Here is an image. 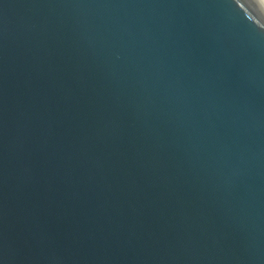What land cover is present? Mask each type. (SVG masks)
Segmentation results:
<instances>
[{"label":"water","instance_id":"95a60500","mask_svg":"<svg viewBox=\"0 0 264 264\" xmlns=\"http://www.w3.org/2000/svg\"><path fill=\"white\" fill-rule=\"evenodd\" d=\"M0 264H264L259 0H0Z\"/></svg>","mask_w":264,"mask_h":264},{"label":"bare ground","instance_id":"6f19581e","mask_svg":"<svg viewBox=\"0 0 264 264\" xmlns=\"http://www.w3.org/2000/svg\"><path fill=\"white\" fill-rule=\"evenodd\" d=\"M261 2V4L264 6V0H259Z\"/></svg>","mask_w":264,"mask_h":264}]
</instances>
